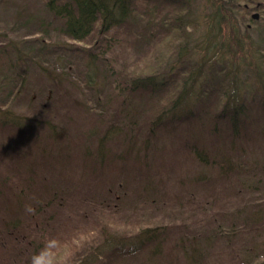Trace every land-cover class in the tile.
Instances as JSON below:
<instances>
[{"label": "rangeland", "instance_id": "1", "mask_svg": "<svg viewBox=\"0 0 264 264\" xmlns=\"http://www.w3.org/2000/svg\"><path fill=\"white\" fill-rule=\"evenodd\" d=\"M48 1L0 0V219L23 220L24 230L40 243L37 251L47 237L62 238L73 253V264H264V216L254 217L250 223L247 216L237 215L252 208L249 204L255 201L253 198L264 205V197L239 195L240 185L228 176L195 182L205 175L188 158L190 148L183 144L188 154L182 151V139H191L192 127L197 130L196 136L208 132L206 119L158 129L152 137L161 149L156 151V159H150L152 154L139 137L132 138L130 133L122 140L119 136L105 137L106 126L101 120L110 119L111 112L100 117L88 108L91 101L110 103L113 109L123 98L136 105L144 101L145 92L118 96L115 82H110L114 77L105 73L104 63L117 73L137 74L152 69L156 65L154 54L165 52L171 66V52L177 43L149 40L146 47L142 45L145 50L136 48L135 29L127 24L110 31L98 30L86 40L61 36L53 25L48 30L40 25V20L47 18ZM133 3L140 8L147 4L145 0ZM239 9L241 23H250L253 31L255 25L250 18L262 19L264 13L261 9L246 13L244 2ZM203 29L199 25L195 33L202 34ZM253 36V59L259 60L257 36ZM148 54L151 56L145 58ZM231 65L233 77L238 78L240 67L235 57ZM92 70L96 74L89 81ZM241 84L231 86L241 90ZM7 86L14 87L15 92L9 101L4 99ZM171 88L146 99H163ZM27 90L30 94L24 96ZM6 118L20 122L11 125L5 123ZM49 127L64 130L67 156L57 155L61 153L54 145L57 136L45 137ZM236 144L248 157L259 163L264 160V140L254 135ZM130 145L143 160L149 159L148 165L127 154ZM100 147L107 150L104 158L90 159ZM181 162H186L194 182L182 180L185 172H177ZM54 187L57 197L52 198L48 190ZM22 188L26 189V198L22 197ZM254 194L261 196L260 191ZM18 198L30 204L36 201L35 213L10 214ZM230 224L241 228L240 233L231 235V239L220 238L218 230L228 235ZM147 229L151 231L145 232ZM154 232L156 237L152 239ZM6 237L19 245L27 241L22 236ZM2 261L9 263V254Z\"/></svg>", "mask_w": 264, "mask_h": 264}, {"label": "trees", "instance_id": "2", "mask_svg": "<svg viewBox=\"0 0 264 264\" xmlns=\"http://www.w3.org/2000/svg\"><path fill=\"white\" fill-rule=\"evenodd\" d=\"M145 1L147 4L140 8L135 7L133 0H49L45 6L47 18L40 20V25L44 26L45 30L53 25L61 36L86 40L98 30L110 31L114 27L127 24L135 29L133 34H136L137 38L133 41L136 48L142 49V45L146 47L149 40H154L156 43H165L167 39L171 41L170 43L176 42L171 52V55H174L171 66L169 63L171 58H168L165 52L154 54L152 60H155L156 65L152 69L137 74L117 73L107 66V62H103L105 73L110 78L114 77L110 82H115L118 96L122 93L128 95L132 91L145 92L144 101L138 105L125 102L127 100L125 98L114 109L109 106L110 103L104 101L87 103L88 108L100 117L111 112L110 119L105 122L101 120L106 126L103 135L109 139L119 136L121 140L122 137H128L129 133L132 138L139 137L141 144L152 154L148 158L156 159L158 157L156 151H160L161 148L158 147L157 142L154 143L152 136L156 135L158 129L171 123L186 124L190 120L206 119L207 123L204 124H207L205 128L208 132L198 131L199 135L196 136L197 130L192 127L191 139H182L180 145L185 153H187L185 146L190 148L189 154L187 153L188 158H192V162H196L202 168L201 173L205 175L195 179V182H213L215 179L228 176L230 179H236L240 185L241 189H237L239 195L248 194L250 198L264 197V160L259 163V160L248 157L241 146L238 147L236 144L237 140L242 138L248 140L254 135L259 140H264V69L261 68V62L264 61V14L262 19L254 16L250 18L255 25L253 31L249 28L250 23H241L239 16L242 2L247 10L246 13L258 9L264 13V0H202V4L198 0ZM140 19L143 22H140ZM199 25L203 26L204 32L197 35L195 31ZM254 33L257 36L255 46L260 53L259 60L253 59L255 55L251 46L255 43ZM149 56L151 55L148 54L145 58ZM233 57L237 59L240 67L238 78L232 75L233 65L236 62L228 66ZM95 74L93 70L89 72L88 80L90 81V78L93 80ZM232 83L238 85L242 83L244 90L233 89ZM170 85H172L171 91L167 92L163 99L159 97L156 101H149L152 103L148 102L146 96L164 91ZM6 88L4 99L9 101L15 93L14 87ZM146 91H149L148 94ZM26 94H30L29 90L24 96ZM35 98L36 96L30 100ZM13 119L6 118L5 123L10 122L11 125H15L20 122L19 119ZM145 128L146 132H144ZM63 133L61 127H49L45 135V137L57 136L54 145H57L58 152H61L57 153L59 156L68 152L63 146ZM165 142L171 143L167 140ZM161 146L164 147V144ZM126 151L127 154H133L141 165H148L146 161L149 159L143 160L142 156L136 153V149H133V145L128 146ZM106 154L107 150L100 147L90 159L101 160ZM146 155L147 152L144 153V156ZM175 156L178 154L176 153ZM185 164L186 162H181L177 172L179 174L185 172L183 178L181 177L183 181L194 182ZM213 170L216 171L215 174L212 173ZM24 190L26 189L22 188L23 194ZM57 191L56 187L48 190L52 198L57 197ZM257 191H260L261 196H255L254 193ZM2 196L5 198L4 193ZM22 197L26 198V195ZM20 198L15 208L9 210L10 214H27L25 205L30 203ZM253 199L255 201L249 204L252 208L237 213L238 216H247V222L250 223L254 222V217L264 216V205L256 198ZM31 205L35 207L36 201ZM3 219V221L0 219L2 222L0 264L4 262L3 256L8 254L10 262L7 264H29L30 257L38 250L40 243L37 244L36 239L24 230L23 220ZM229 226L232 227H229L228 235L218 230L217 234L220 238L229 236L231 239L234 238L231 235L240 233L241 228H237L234 224ZM148 231L151 230L147 229L145 232ZM6 234L15 239L22 236L27 239L26 244H23L25 242L23 241L24 246H21L22 244L19 245L18 242L8 239ZM152 234L153 239L156 234L155 232ZM9 240L11 242H7ZM29 244H32L31 249ZM10 245L13 249L8 248Z\"/></svg>", "mask_w": 264, "mask_h": 264}, {"label": "clouds", "instance_id": "3", "mask_svg": "<svg viewBox=\"0 0 264 264\" xmlns=\"http://www.w3.org/2000/svg\"><path fill=\"white\" fill-rule=\"evenodd\" d=\"M25 211L35 213V208L25 205ZM29 264H73V253L65 240L57 236L47 237L42 247L30 257Z\"/></svg>", "mask_w": 264, "mask_h": 264}]
</instances>
